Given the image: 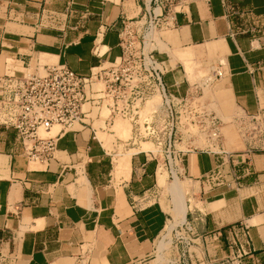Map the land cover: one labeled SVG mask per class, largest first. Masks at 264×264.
I'll return each instance as SVG.
<instances>
[{"label": "crops", "instance_id": "0c3cea01", "mask_svg": "<svg viewBox=\"0 0 264 264\" xmlns=\"http://www.w3.org/2000/svg\"><path fill=\"white\" fill-rule=\"evenodd\" d=\"M225 4L251 9L257 18L252 35L230 36ZM68 5L88 17L72 29L44 25L42 11L62 13ZM140 11L137 0H0V76H21L34 57L38 65L65 64L88 76L119 55L121 19ZM156 44L167 67L163 81L177 84L181 94L212 67L222 70L199 97L220 120L264 112V0H183ZM14 139V131L0 125L3 264H157L155 243L159 251L158 237L172 217L158 199H149L159 169L151 149L136 145L119 166L116 160L131 151L111 159L83 126L61 133L54 158L43 165L27 161ZM240 151L186 153L184 178L196 181L198 190L180 227L187 241L175 243L171 264H222L237 243L264 264V148ZM225 161L238 164L239 173L248 170L242 186L204 187L202 177Z\"/></svg>", "mask_w": 264, "mask_h": 264}, {"label": "built area", "instance_id": "2783aa9c", "mask_svg": "<svg viewBox=\"0 0 264 264\" xmlns=\"http://www.w3.org/2000/svg\"><path fill=\"white\" fill-rule=\"evenodd\" d=\"M183 0H147L142 2L136 17L122 18L118 31L120 53L111 61L99 62L88 76H81L65 64L36 65L21 76L8 73L0 76V125L12 129L15 144L27 161L47 165L56 151V139L66 130L88 126L95 137L97 129H108L119 117L130 124L126 145L150 143L152 153H161L169 177L185 176V156L195 147L196 138L215 139L221 135V121L211 115L198 99L207 87L222 76L212 67L198 78L193 90L181 94L177 84L167 86L163 76L165 62L157 56L159 32L173 26L175 7ZM230 36L253 34L256 15L251 9L225 4ZM75 13L68 5L62 13L42 11L41 19L48 27L72 29L70 18ZM237 20V21H236ZM158 95L160 102L147 110L146 103ZM147 110V111H146ZM264 120V112L251 116ZM97 122L98 125H94ZM58 126L52 134L51 130ZM184 140L185 148L177 149ZM218 144V142H217ZM215 154L223 151L204 150ZM238 164L220 162L202 177L203 186L237 189L247 171L238 172ZM188 230V229H187ZM247 234H245L246 236ZM248 238V236H246ZM222 264H251L257 257L242 245ZM4 256L0 253V264Z\"/></svg>", "mask_w": 264, "mask_h": 264}, {"label": "rangeland", "instance_id": "374dc122", "mask_svg": "<svg viewBox=\"0 0 264 264\" xmlns=\"http://www.w3.org/2000/svg\"><path fill=\"white\" fill-rule=\"evenodd\" d=\"M104 1V0H103ZM114 2H118L119 0H112ZM140 6H142L143 1L147 0H137ZM87 15H81L74 13L70 20V25L73 27V23L75 21H78L80 18H86ZM36 57L33 58L30 64V68L27 71H32L36 64ZM39 60L43 63L42 56H39ZM26 71V70H25ZM203 74V73H202ZM200 74V75H202ZM160 102V99L158 97H154L151 99L148 103H146V109L150 110L153 109L156 104ZM198 102L202 105L201 98L198 99ZM146 110V111H147ZM208 112L211 115H215L217 117V114H214L210 109H208ZM241 120L238 119L236 122H232L230 117H227L226 119L221 118V135L220 138L215 139H208L206 140L203 138H196L193 145L198 148L202 149H210L213 151H223L224 153H228L231 155H237L239 154L244 148H255V149H261L264 148V120L261 119L260 116H258L257 120L254 118H251V116H241L239 115ZM218 118V117H217ZM94 125H98L97 122ZM121 126V127H120ZM123 126V127H122ZM76 127H79L78 125ZM127 127V128H126ZM111 128V129H110ZM126 128L127 132H120L119 129ZM58 129V126L54 127L51 130V133L54 134ZM129 129V130H128ZM130 124L119 117L114 119V122L112 125L108 127V129L102 130L97 129L96 135L98 138H102L101 143L103 146L107 149L109 152V157L112 159L114 154L117 152H123L126 150L130 151H137L138 148L136 145H127L125 146V140L128 139L130 136ZM124 131V130H123ZM125 134V135H124ZM104 138V139H103ZM121 139V140H120ZM185 142L184 140L182 143L178 142L176 147L177 149H184L185 148ZM218 142V144H217ZM142 149H151L154 151V147L150 143H140ZM132 147V148H130ZM222 152V153H223ZM157 160H159V169L157 173V187L155 191L152 193V195L149 196V199L152 200L155 198L158 199L164 209L171 214V219H169L165 226L163 227L160 235L158 238L159 241L157 243L158 250L156 251V243H155V251H154V258L155 263L157 264H171L174 261V252L175 251V243L179 240L181 241H187L186 235L180 231L181 225L184 224V218L186 216V211L189 208V203H193L194 198V192L198 190V183L194 180H189L187 178H184L182 176L180 177H174L179 182V192L181 197L183 198V203L180 205L179 212L175 211V205H176V196L173 195L172 192V184L174 183V179L169 177L167 170L165 169V166H163V163L166 161V158L161 153H154ZM113 163V162H112ZM114 166V165H113ZM124 171V170H122ZM121 172H118L115 175H120ZM182 189V190H181ZM184 189V190H183ZM151 194V193H150ZM183 222V223H181ZM157 238V239H158ZM154 263V262H153Z\"/></svg>", "mask_w": 264, "mask_h": 264}, {"label": "bare ground", "instance_id": "6f19581e", "mask_svg": "<svg viewBox=\"0 0 264 264\" xmlns=\"http://www.w3.org/2000/svg\"><path fill=\"white\" fill-rule=\"evenodd\" d=\"M162 45V44H161ZM189 74V73H188ZM154 97H158L159 98V96L158 95H156V96H154ZM154 97H152L151 99H153ZM159 104V103H158ZM158 104H156V106L158 105ZM121 127V126H120ZM123 127V126H122ZM127 128V127H126ZM126 128H124V129H119V131L120 132H127L126 131ZM111 129V128H110ZM124 130V131H123ZM129 130V129H128ZM129 132V131H128ZM128 132L126 133V134H128ZM125 135V134H124ZM100 140H102V138H99ZM104 139V138H103ZM134 151H131V152H127V153H125L124 154V156H122V158L120 159V160H116L117 162H115L116 164H118L119 166H123V164L125 165L126 163V161H128L127 159H128V156L131 154V153H133ZM117 158V157H116ZM119 161V162H118ZM117 165V166H118ZM179 182H178V180H176V178H174V183L172 184V192H173V195L174 196H176V200H175V202H176V205H175V211H177V212H179V210H180V205H182V203H183V198L181 197V195H180V192H179ZM182 190V189H181ZM184 190V189H183ZM160 251V250H159Z\"/></svg>", "mask_w": 264, "mask_h": 264}]
</instances>
